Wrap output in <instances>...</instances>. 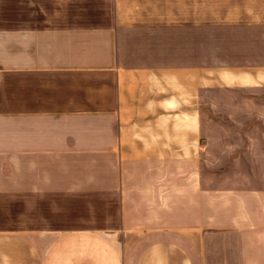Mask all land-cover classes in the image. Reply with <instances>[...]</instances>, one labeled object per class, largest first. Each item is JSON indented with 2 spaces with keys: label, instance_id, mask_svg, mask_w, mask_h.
Instances as JSON below:
<instances>
[{
  "label": "crops",
  "instance_id": "obj_1",
  "mask_svg": "<svg viewBox=\"0 0 264 264\" xmlns=\"http://www.w3.org/2000/svg\"><path fill=\"white\" fill-rule=\"evenodd\" d=\"M260 93L264 0H0V264H264V190L197 163Z\"/></svg>",
  "mask_w": 264,
  "mask_h": 264
},
{
  "label": "rangeland",
  "instance_id": "obj_2",
  "mask_svg": "<svg viewBox=\"0 0 264 264\" xmlns=\"http://www.w3.org/2000/svg\"><path fill=\"white\" fill-rule=\"evenodd\" d=\"M248 106L243 95H228L227 104L243 107L206 105L201 107L202 137L205 150L198 157L206 189L264 190V93ZM244 98L246 96L244 95Z\"/></svg>",
  "mask_w": 264,
  "mask_h": 264
}]
</instances>
